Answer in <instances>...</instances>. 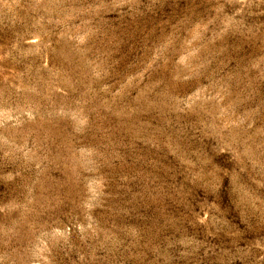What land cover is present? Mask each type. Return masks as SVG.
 Returning a JSON list of instances; mask_svg holds the SVG:
<instances>
[{"label":"rangeland","instance_id":"1","mask_svg":"<svg viewBox=\"0 0 264 264\" xmlns=\"http://www.w3.org/2000/svg\"><path fill=\"white\" fill-rule=\"evenodd\" d=\"M0 264H264V0H0Z\"/></svg>","mask_w":264,"mask_h":264}]
</instances>
